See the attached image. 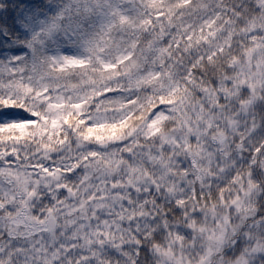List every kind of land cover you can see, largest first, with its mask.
<instances>
[{
	"label": "clouds",
	"instance_id": "obj_1",
	"mask_svg": "<svg viewBox=\"0 0 264 264\" xmlns=\"http://www.w3.org/2000/svg\"><path fill=\"white\" fill-rule=\"evenodd\" d=\"M0 264H264V0H0Z\"/></svg>",
	"mask_w": 264,
	"mask_h": 264
}]
</instances>
